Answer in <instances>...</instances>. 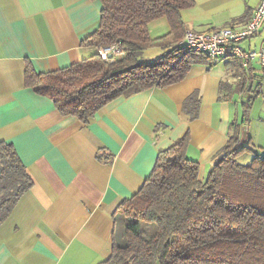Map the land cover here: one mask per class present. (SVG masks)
Returning a JSON list of instances; mask_svg holds the SVG:
<instances>
[{
  "label": "crops",
  "instance_id": "crops-1",
  "mask_svg": "<svg viewBox=\"0 0 264 264\" xmlns=\"http://www.w3.org/2000/svg\"><path fill=\"white\" fill-rule=\"evenodd\" d=\"M193 1L203 9L184 17L185 9L180 16L184 29L194 31L241 27L259 3L226 13L219 26L209 16L217 13L211 10L215 0ZM100 10L99 0H0V142L13 145L31 180L0 224V264H105L113 245L124 242L117 230L121 205L141 189L157 154L185 133L186 156L198 163L201 180L234 122L244 119L241 143L248 138L264 154V141L252 143L234 100L247 92L251 102L259 93L254 62L235 60L239 74L231 58L196 63L175 85L119 97L87 123L62 116L51 100L26 87L27 65L47 73L97 52L83 41L97 29ZM148 31L157 34L152 39L166 35L167 20L150 22ZM165 41L151 47L164 50L162 55ZM259 41L264 43V21L241 45L253 48ZM243 77L247 82L239 87ZM192 94L199 105L189 119L183 103Z\"/></svg>",
  "mask_w": 264,
  "mask_h": 264
},
{
  "label": "trees",
  "instance_id": "trees-1",
  "mask_svg": "<svg viewBox=\"0 0 264 264\" xmlns=\"http://www.w3.org/2000/svg\"><path fill=\"white\" fill-rule=\"evenodd\" d=\"M99 1L98 27L83 43L96 48L116 44L123 55L104 61L95 52L47 73L29 65L25 69V86L51 100L62 116L87 123L119 97L175 85L194 64L210 63L177 44L185 30L180 13L193 0ZM160 18L167 20L169 32L152 39L149 23ZM163 40L165 52L145 61L143 52ZM232 66L235 74L241 72L235 60ZM198 105L197 94L184 101L189 119L197 116ZM244 123L231 124L232 135L213 157L204 180L198 163L186 156L187 133L157 154L141 189L120 207L124 242L113 245L105 264H264V154L248 138L241 143ZM243 152L252 155L247 163L238 161ZM30 187L15 148L0 142V224Z\"/></svg>",
  "mask_w": 264,
  "mask_h": 264
},
{
  "label": "built area",
  "instance_id": "built-area-1",
  "mask_svg": "<svg viewBox=\"0 0 264 264\" xmlns=\"http://www.w3.org/2000/svg\"><path fill=\"white\" fill-rule=\"evenodd\" d=\"M253 10L248 21L241 27H220L204 31L185 29L178 45L205 55L212 61L231 58L247 65L254 62L259 71L261 84L264 85V46L244 48L242 43L255 36L264 19V0ZM97 52L104 61H112L123 55L119 45L98 47Z\"/></svg>",
  "mask_w": 264,
  "mask_h": 264
},
{
  "label": "rangeland",
  "instance_id": "rangeland-1",
  "mask_svg": "<svg viewBox=\"0 0 264 264\" xmlns=\"http://www.w3.org/2000/svg\"><path fill=\"white\" fill-rule=\"evenodd\" d=\"M228 1H229V4L227 6H225L224 0H215V2L213 1L212 4L214 5V8L211 10L213 11L215 10L217 11V13L214 15H209L210 19L212 20L211 22H214L217 25L219 24V26H221L220 24L223 22V18L226 13L228 14L230 11L231 13L236 12L238 9L242 8L245 5L249 7H253L256 3L258 2L260 3L261 0H228ZM201 9H203V5L200 6V2L198 1L197 3H195L193 7H191L190 9H186L184 11V17L187 14H191L195 11L200 12ZM207 24H209V22L204 23L203 25H207ZM221 27H224V26H221ZM217 28H220V27H217ZM165 33L166 32H163V34L161 35L163 36ZM156 35L157 34H151L152 37ZM252 40H254V38ZM259 44H260V41H259ZM259 44H257L258 46L256 47H260L261 45L264 46V43H261L260 45ZM162 51L164 50L155 48V47H150L147 50H145V52L143 53V58L147 62H152L154 61V59H156L157 57L161 55ZM258 90H259V93L255 95V97H253V100L251 101L249 109H246V115H245V118L247 120L246 125L248 126V133L251 137L253 136L252 143H254V141L255 143L256 142L263 143L264 141V85L260 84ZM248 95L249 94H247V92H244L241 96H238L237 93L234 96V100L237 101V106L239 108L238 110H239L240 117L244 115L243 103H246L248 99ZM257 143L256 145H258ZM251 157L252 155H250V153L243 152L241 156L238 157V161L240 163H247L251 159ZM121 215H118L117 230H118L119 238L123 239L122 234H123V229H124V225H123L124 216L122 215L123 216L122 217Z\"/></svg>",
  "mask_w": 264,
  "mask_h": 264
},
{
  "label": "water",
  "instance_id": "water-1",
  "mask_svg": "<svg viewBox=\"0 0 264 264\" xmlns=\"http://www.w3.org/2000/svg\"><path fill=\"white\" fill-rule=\"evenodd\" d=\"M245 131H246V126H242V136H241V139L244 140L246 138V136L244 135L245 134Z\"/></svg>",
  "mask_w": 264,
  "mask_h": 264
}]
</instances>
